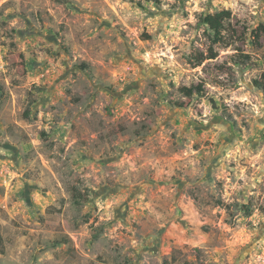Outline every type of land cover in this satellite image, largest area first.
Returning <instances> with one entry per match:
<instances>
[{
    "label": "rangeland",
    "instance_id": "rangeland-1",
    "mask_svg": "<svg viewBox=\"0 0 264 264\" xmlns=\"http://www.w3.org/2000/svg\"><path fill=\"white\" fill-rule=\"evenodd\" d=\"M259 24L264 0H0V264H264Z\"/></svg>",
    "mask_w": 264,
    "mask_h": 264
},
{
    "label": "trees",
    "instance_id": "trees-1",
    "mask_svg": "<svg viewBox=\"0 0 264 264\" xmlns=\"http://www.w3.org/2000/svg\"><path fill=\"white\" fill-rule=\"evenodd\" d=\"M157 1V0H154ZM231 17V13L228 9H222L220 11H216L214 13H207L203 15L200 19V23L203 24L212 35V41L214 43L221 42L224 37V32H228L229 28V19ZM252 35L256 40H258L260 37H264V26L262 24H259L254 30H252ZM216 56L215 52L210 51L208 56H204L203 58H214ZM243 59L238 60L236 64L243 63V60H246L249 56L248 55H240ZM252 84L255 88L259 89L263 95H264V70L260 72V74L255 77L252 80ZM180 92L184 94V96H191L193 93H201L202 87L201 85H191L189 87H180ZM178 107H182L183 103H174ZM72 191V197L73 202L76 205H81L84 201V199H80L78 197V192L73 189ZM243 209L245 210L246 215H249L252 210L250 209V205H243ZM264 210V207H262ZM2 237L0 235V253H3L2 249Z\"/></svg>",
    "mask_w": 264,
    "mask_h": 264
}]
</instances>
